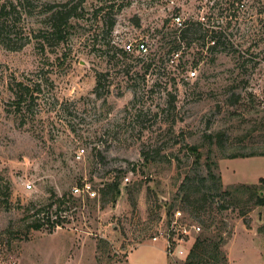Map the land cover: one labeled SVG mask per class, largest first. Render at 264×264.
Returning a JSON list of instances; mask_svg holds the SVG:
<instances>
[{"label": "rangeland", "instance_id": "rangeland-1", "mask_svg": "<svg viewBox=\"0 0 264 264\" xmlns=\"http://www.w3.org/2000/svg\"><path fill=\"white\" fill-rule=\"evenodd\" d=\"M62 4L75 10L65 40H43L49 6ZM202 6L212 26L169 53L183 29L174 15L198 21ZM22 11L12 36L20 48L0 42V264H183L152 237L193 169L189 146L222 163L225 185L232 168V179L264 172V159L223 157L264 151V0H28ZM140 38L148 52L123 55ZM16 81L34 89L22 125ZM116 175L120 194L104 202L101 188ZM86 183L90 192L74 191ZM222 201H208L202 218L233 230L228 264H264V206L245 199L221 211ZM183 205L202 227L192 249L203 226Z\"/></svg>", "mask_w": 264, "mask_h": 264}, {"label": "trees", "instance_id": "trees-1", "mask_svg": "<svg viewBox=\"0 0 264 264\" xmlns=\"http://www.w3.org/2000/svg\"><path fill=\"white\" fill-rule=\"evenodd\" d=\"M27 3L28 0H9L2 3L0 6V42L9 49L18 50L20 48L13 44V24L15 20L19 19ZM57 6L58 5H56V7ZM59 6L60 7L55 9H53L51 5L49 6L46 17L49 23L48 29L42 31L39 35L43 40H47L48 42L55 40L59 43L65 40L68 32L67 30L70 26V19L75 16V10L72 11L71 8H67V6L63 4ZM186 23L187 24L181 32L177 33L178 38L175 37L174 40H170L171 46L168 52L173 55L179 53L181 50L182 42L186 41L188 37L187 32H197V29L201 26V23L198 21H189ZM187 44L189 45L190 43L188 42ZM218 45L219 41H216L214 45H211V49L214 50ZM122 52L125 56L129 54V52L124 49H122ZM97 75V89H99L102 85V78L100 73ZM11 90L13 94L11 103L14 106L15 115L20 116V124L22 125L25 123V112L30 111L31 107L34 105V89L29 83L16 81L14 85H11ZM198 148L197 145L189 146L190 152L194 157L193 169L185 174L172 201L168 205L166 213L170 215L176 208L177 203L181 205L184 204V208L186 210L189 209L191 215L197 217L203 226V231L197 237L183 264H228V256L223 248L233 236V230L231 229L226 235H223L226 224L217 225L212 219L209 221L207 217L202 218V214H206L208 211V201L214 202L216 197L220 201L223 200L222 203L218 205L221 211L231 207L236 208L237 206H241V202L245 201V199L246 204L253 201V205L255 206H264V177H260L256 183L239 182L225 185L223 183L219 163L212 159L210 152L204 156ZM148 155V153H145L146 158H149ZM252 156H264V151H251L249 153L236 152L224 155L223 157L245 158ZM203 158L205 160L204 172L199 169L200 163H202L201 159ZM101 191L104 202H114L121 191L119 175L114 176L112 180L106 181ZM65 196L66 195L57 197L55 201L58 202L57 208L60 209L61 205L65 203ZM53 204H50V206ZM246 212H248L246 206L240 209V215L244 216ZM46 216L48 219L52 217L47 213ZM56 216L58 217V213ZM58 222V219H53L52 225L54 226ZM245 222L249 224L246 219ZM41 224V221H37L31 226L40 228ZM212 226H215L214 229L216 232L211 231Z\"/></svg>", "mask_w": 264, "mask_h": 264}, {"label": "built area", "instance_id": "built-area-1", "mask_svg": "<svg viewBox=\"0 0 264 264\" xmlns=\"http://www.w3.org/2000/svg\"><path fill=\"white\" fill-rule=\"evenodd\" d=\"M242 6H245L242 3ZM202 12L201 15L197 18L198 22L201 24L207 25L211 27L209 16L205 13V6L201 7ZM174 23L178 29H182L185 27L186 22L184 21L181 14H175L173 17ZM216 43V39H211L209 44L214 45ZM126 51H139L140 53L148 52V44L146 39H137L136 41L129 40L125 45ZM196 71L192 70L191 75H195ZM84 152V148H81L77 151V157H80ZM131 180L130 175H126L124 177V182L128 183ZM31 184H28L30 187ZM74 191L76 192H90V185L85 184L82 188L76 186L74 187ZM166 219L165 222L160 224L157 228L156 233L153 235L152 240L158 241L159 239H164L165 242V251L168 257L174 260H183V262L187 259L191 248L189 244V238L192 234L199 233L202 227L195 222H191L189 217L182 209L175 208L170 215H167L165 212Z\"/></svg>", "mask_w": 264, "mask_h": 264}, {"label": "crops", "instance_id": "crops-1", "mask_svg": "<svg viewBox=\"0 0 264 264\" xmlns=\"http://www.w3.org/2000/svg\"><path fill=\"white\" fill-rule=\"evenodd\" d=\"M256 158L264 159V156H252V157H246V158H228V160H233V159L246 160V159H256ZM256 160H259V159H256ZM219 165H220V168H222L221 162L219 163ZM221 171H222L221 173L223 174L224 172L222 169H221ZM233 171H235L234 168H232L231 173L228 174L229 179H230V180L228 179V181H226L228 184L239 183V182L256 183V182H258L260 177H264V172L258 171L257 174H254V175L252 174V177L250 175L246 174L245 175L246 178H244V179H239V178L238 179H236V178L232 179L234 177L232 174Z\"/></svg>", "mask_w": 264, "mask_h": 264}]
</instances>
